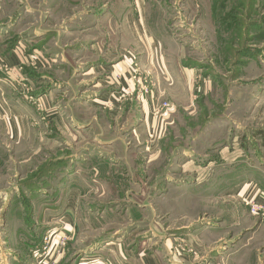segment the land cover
<instances>
[{"label":"rangeland","instance_id":"rangeland-1","mask_svg":"<svg viewBox=\"0 0 264 264\" xmlns=\"http://www.w3.org/2000/svg\"><path fill=\"white\" fill-rule=\"evenodd\" d=\"M112 1L121 7L122 0ZM146 1L155 18L163 16L150 25L161 37L155 43L126 38L125 56L108 54L98 62L91 49L81 53L75 44L94 38L100 50H109L110 23L85 37L79 30L95 23L64 24L53 14L51 27L38 37L37 14L49 18L44 0H0L1 47L31 55L17 78L5 66L0 74L7 83L17 80L19 100L39 115L36 129L18 142L0 134V264H17L22 256L20 264H101L119 248L149 255L160 247L157 232L179 242L181 254H193L184 243L187 230H175L198 206L189 200L187 179L205 168L209 175L227 170L238 155L264 159V3L253 16L252 0H192L181 8L171 0ZM156 43L154 52L149 46ZM62 44L65 53H55ZM124 57L133 60L129 85L119 72L112 74ZM92 63L99 68L86 74ZM144 111L158 123L155 142L144 131ZM45 112L60 113L67 133L46 128ZM221 163L223 169L215 167ZM248 176L245 170L225 175L222 184L229 193ZM251 202H264H242L249 217L259 218ZM65 215L72 230L59 233Z\"/></svg>","mask_w":264,"mask_h":264},{"label":"crops","instance_id":"crops-1","mask_svg":"<svg viewBox=\"0 0 264 264\" xmlns=\"http://www.w3.org/2000/svg\"><path fill=\"white\" fill-rule=\"evenodd\" d=\"M171 1H175L178 8L188 6L193 2L192 0ZM260 1L264 3V0H252L253 16L258 15L260 12L258 7V2ZM101 2L100 4V1L96 2V0H73V2H70V0H44L49 18L42 20L43 12L40 10V13H42L37 14L36 18L39 26L34 29V32L35 34L39 33L38 37L42 35V33L47 32L43 29H45V27H51L52 20L50 19V15L53 14L58 16V21H62L64 24H69L73 20L81 24L87 21L95 23L93 28L91 27L85 32L79 30V34L85 37L92 35L96 29H101L103 23H110L111 26L113 25L114 27H112L113 29H107V32H105L106 34H112L111 39L106 37L107 48H109L107 51L103 52L100 50V45L99 43H95L94 38L87 42H83L84 40L81 39L79 43L76 42L78 37H75L76 39L74 40L76 42L75 45H79L78 47L75 46L79 49V52L82 53L85 50L87 51V49H91L93 56L96 57L95 59H97L98 62L101 61L100 57L103 58L108 56V54L112 56L115 54L125 56L127 52H129L126 42L124 41L126 38L138 39L142 42L145 40L146 43H148V40H151L155 43V39L161 37L160 30L153 29L150 25L153 23H162L163 18L161 17L163 16L159 13L158 18H155L156 14L152 13L146 0H122L120 8H115L112 0H101ZM94 3L98 4L95 5ZM93 5L96 7L99 6L100 9H89L88 6L94 7ZM156 6L162 5L158 4ZM33 12L35 11L33 10ZM26 15L32 17L30 16L29 10H26ZM18 18L15 20L18 21ZM12 21L13 20L9 23L10 27L13 25ZM255 23H259L257 18ZM77 26H75L77 30L78 28H84L83 26L77 28ZM66 28L67 27L64 29ZM117 37L123 40L122 43L117 42ZM86 44H90L89 47H86L88 46ZM152 45L149 46L153 49L152 51H157V43L156 46ZM125 46L127 49L126 51L124 50ZM64 48H66L64 45L58 47L55 53L64 54ZM30 58L31 55H22L18 48L14 51L6 52L4 48L1 47L0 43V66H5L7 69L13 70L11 74H15V78L19 75L18 66H20L21 63L23 65H28L30 63ZM129 60L130 59H127V57H124V60L113 68L112 74L119 72V74L123 76L122 82H124V85L130 84L128 77L130 76V65L133 60H131V62H129ZM93 67L96 69L99 68L92 63L91 66L86 69V71H88L86 74H92L93 70H95ZM82 72H84V70ZM166 75H169L168 72ZM85 76L86 75H84V77ZM12 79L11 77L10 80ZM20 79L22 80L21 75ZM168 80L170 81V78ZM16 82L17 80H13L7 83L6 78H3L2 74H0V94H5V98L0 97V134L8 136L10 142H18L23 136L31 135L36 129L37 118H39L38 112L34 109H28L25 102L19 100L18 84ZM11 84L14 86H11ZM1 98L5 100L7 105L4 104ZM144 112V131L148 136L151 135V139H154L155 142L156 139L161 136V132L158 131V123L151 120L152 117L149 116L147 111ZM42 115V124L44 126L46 125V128L55 129V126L60 135L67 133L69 128L64 120L65 118L60 113L49 114L45 112ZM162 141H164V139ZM241 150L244 151L243 148ZM238 158L239 155L232 160V162L229 161L228 164L225 165L229 167L227 170L223 169L224 163L215 166L216 168L222 167L223 169L217 170L219 172H216V175L207 174L205 168L203 172H197L192 177V180L186 178L187 181H191L186 182L187 185H189L187 187L188 191L192 193L189 200L195 198L198 206L197 209L190 208L187 210V215L184 218H190V222L188 224L177 225L175 230L177 233L187 230L184 243L195 249L193 254H181V251L177 249L180 247L179 242H173L174 240L163 237L157 232L158 234L156 233L153 235L154 240L157 241V239L160 238L159 241L161 244L156 252L150 253L149 255L142 254V251L126 254L125 249L121 250V248H119L117 252H115V249H112L111 254L104 256L105 260H102L101 264H104L105 261H107L106 264H264V220L259 218L253 219L252 216H250L252 217L250 218L249 215L246 214L248 212L242 207V202L246 200H256L259 203L264 202V198L262 199V197L259 196L260 192L264 195V164L260 163H264V159H256L253 161L245 160L241 157ZM236 161H240L241 163L237 164ZM192 163V161L189 162L190 167L193 166ZM244 170L248 171L249 176L244 180L234 183L228 193L224 186L225 184H222L224 183L223 180H225V175H236ZM193 173H195V171ZM178 182L180 181L178 180ZM211 182L213 183L209 185ZM200 193L202 194V199L199 197ZM146 207L147 205L141 206L143 210ZM64 209L72 213L70 208L64 207ZM202 216L207 219L205 221L203 220L204 222L202 223L198 222V219ZM67 217L68 215H65L60 218L62 222L65 223V232L56 230L57 232H71L72 228L65 222L68 220ZM30 243L34 245L36 242ZM117 246H120V244ZM216 248H219L217 252H215ZM59 258L60 256L53 251L51 259L59 263ZM23 260V256L17 258L16 263L20 264Z\"/></svg>","mask_w":264,"mask_h":264},{"label":"built area","instance_id":"built-area-1","mask_svg":"<svg viewBox=\"0 0 264 264\" xmlns=\"http://www.w3.org/2000/svg\"><path fill=\"white\" fill-rule=\"evenodd\" d=\"M249 206H250V212L252 215L257 216L259 218H264V206L263 205H259V204H255L251 202ZM41 252L44 254V256L47 255L48 254L47 247H42Z\"/></svg>","mask_w":264,"mask_h":264},{"label":"trees","instance_id":"trees-1","mask_svg":"<svg viewBox=\"0 0 264 264\" xmlns=\"http://www.w3.org/2000/svg\"><path fill=\"white\" fill-rule=\"evenodd\" d=\"M262 140L264 141V136H262Z\"/></svg>","mask_w":264,"mask_h":264}]
</instances>
